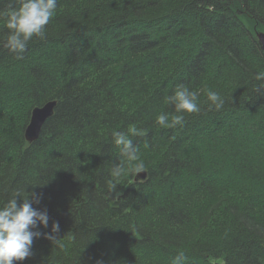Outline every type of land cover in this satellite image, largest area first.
<instances>
[{
    "label": "trees",
    "instance_id": "trees-1",
    "mask_svg": "<svg viewBox=\"0 0 264 264\" xmlns=\"http://www.w3.org/2000/svg\"><path fill=\"white\" fill-rule=\"evenodd\" d=\"M259 31L264 0H58L46 39L19 57L0 43V203L37 193L49 216L14 264H171L179 252L185 264H264ZM178 84L200 111L160 127ZM209 90L222 109L205 103ZM54 100L29 142L32 110ZM132 127L146 129L131 137L140 159L111 190L123 161L111 133Z\"/></svg>",
    "mask_w": 264,
    "mask_h": 264
},
{
    "label": "clouds",
    "instance_id": "clouds-1",
    "mask_svg": "<svg viewBox=\"0 0 264 264\" xmlns=\"http://www.w3.org/2000/svg\"><path fill=\"white\" fill-rule=\"evenodd\" d=\"M57 7L58 0H13L6 8L0 9V21H3L4 28L7 29V32L0 36V43L18 57L21 56L34 37L46 39V26ZM253 75L255 80L264 82V71H258ZM198 98L197 91L178 84L173 93L165 97V102L174 106L175 114L169 117L167 113L162 112L156 117L155 123L160 127L182 126L186 114L200 111ZM205 103L209 108L220 110L224 107L225 100L219 92L209 90L206 93ZM145 134L146 129L137 127L130 128L128 132L112 131V142L120 148L123 161L115 164L111 169L112 179L108 181L111 190L116 189L117 181L125 174L124 164H132L140 159L139 148L131 137ZM129 171L136 173L144 171V165L138 163ZM17 197H22L23 203L18 204ZM39 202V194L29 193L27 196H22L19 190H15L6 201L0 203V264H14V261H23L32 254L33 238L40 235L32 229L38 224L47 227L49 221L47 210L42 211L33 207L34 203L39 204ZM52 231H59L58 223H53ZM48 238L56 240L52 235H48ZM186 259L185 254L179 252L172 258L171 264H185Z\"/></svg>",
    "mask_w": 264,
    "mask_h": 264
},
{
    "label": "water",
    "instance_id": "water-1",
    "mask_svg": "<svg viewBox=\"0 0 264 264\" xmlns=\"http://www.w3.org/2000/svg\"><path fill=\"white\" fill-rule=\"evenodd\" d=\"M257 37L264 54V31L257 32ZM56 104L57 101L54 100L33 109L31 119L25 133L26 139L29 142H32L39 137L44 122L54 113ZM146 177L147 171L144 170L136 174L135 180H144Z\"/></svg>",
    "mask_w": 264,
    "mask_h": 264
}]
</instances>
